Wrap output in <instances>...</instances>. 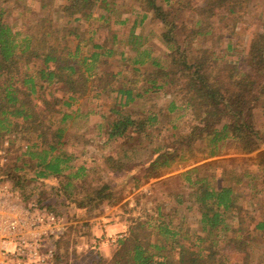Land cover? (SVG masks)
Here are the masks:
<instances>
[{"label":"trees","instance_id":"obj_1","mask_svg":"<svg viewBox=\"0 0 264 264\" xmlns=\"http://www.w3.org/2000/svg\"><path fill=\"white\" fill-rule=\"evenodd\" d=\"M10 1L0 0V146L8 143L13 151L0 169V182L10 180L28 199L29 183L42 181L47 191L40 201L56 213L88 210L87 217L99 202L117 203L109 183L86 192L95 166L78 164L69 149L84 123L73 106L91 93L102 94L112 100L104 146L112 143L117 152L102 155L96 167L127 172L136 187L185 169L180 177L189 190L187 207L196 209L200 225L191 227L181 209L165 213L163 203H156L152 215L136 220L118 239L106 264H264V253L254 245L264 239V131L254 119L256 109L264 110V26L253 33L249 59L232 55L250 0H133L147 12L142 21L150 14V23L161 29L165 57L143 47L135 27L127 36L119 27L110 37L97 38L102 28L129 20L114 0L61 3L58 26L56 0H42V16L19 20L26 28L8 20ZM116 55L129 69L104 68ZM55 86L65 94L58 95ZM161 95L170 101L159 112L132 107ZM164 110L167 117L173 112L187 117L188 128L170 143H157L145 163L133 162L144 140L155 143ZM18 141L25 144L16 147ZM142 168L143 180L137 176ZM246 195L260 199L246 201L258 209L241 203ZM184 201L179 193L177 203ZM73 227L54 240L58 261L65 258L60 244ZM231 246L244 254L242 260L226 253Z\"/></svg>","mask_w":264,"mask_h":264},{"label":"rangeland","instance_id":"obj_2","mask_svg":"<svg viewBox=\"0 0 264 264\" xmlns=\"http://www.w3.org/2000/svg\"><path fill=\"white\" fill-rule=\"evenodd\" d=\"M68 0H56L55 10H54V23L58 26L60 23V11L59 4L67 3ZM113 1V0H110ZM117 3V9H120L121 15L124 17H129V19H134L133 15V0H114ZM200 2L202 0H196V2ZM30 10H26L25 7L30 5ZM17 6L16 9L13 7ZM42 0H22L21 2H16L11 0L8 3V8L12 9L8 20L11 24H19V20L24 23L32 22L44 14L41 9ZM27 12L23 18H19V12ZM188 11L186 16L188 15ZM264 0H250L249 2V13L246 15L245 21L239 24L240 34L239 38L235 39V47L237 46V51L233 52V58H237L240 56V61L249 59L248 51H249V43L251 42L253 33L259 30L262 26H264ZM19 22V23H18ZM24 23H20L19 27L26 28L27 25ZM130 23L125 24L124 26L120 25H112L110 28L104 27L100 30L97 35V38L104 40L107 37H110L113 33L114 29L119 27L122 28V32H125V35L128 34V30L130 28ZM24 24V25H22ZM147 30L143 29V33L152 29V33L147 38V43L145 46L152 45L155 49V53L157 55H162V57L166 56V48L163 44L158 40L159 37V26L157 27L153 23H147ZM138 32H142L141 29L137 30ZM242 40L243 43H240L239 40ZM225 44H223L224 46ZM155 55V54H154ZM116 59L112 63V65H107L105 69H119L123 67L124 69H129V67L123 61H119V55H116ZM128 67V68H127ZM56 93L58 95H64L65 91L60 88V86H55ZM170 97L161 95L160 97H152L148 99H144L140 103L135 104L136 110H153L159 112L160 108L167 107L169 105ZM94 101L93 98L87 97L85 99H80L76 105L73 106V109H76L78 106L82 108V110H99L101 113H104L106 117L109 116V109L111 107V100L100 99L98 103ZM111 102V103H110ZM166 111L159 116V120L161 124L157 126L160 129L156 133L155 143L147 144V140L141 145H144L145 148L139 151L140 154L134 156L133 162H142L145 163L153 154V150L157 147V143H170L175 138V134H180L184 130L188 128L187 117L179 118L177 112H173L167 117ZM100 117V116H99ZM98 116H92L91 121L87 123V126L91 125V129L86 131V128L83 131H79L77 136H72L71 146L69 149L75 153L79 157V161L77 163L86 164L88 167L95 166V170L92 171L89 179L93 178L94 183L91 186L87 187L86 192L91 191V188H97L100 184L109 183L112 187H114V197L120 198L115 204L105 203L106 201L99 202L96 205L95 211H89L90 216H85L88 214V210L84 212H77L74 209H70L67 214L72 221L73 228L70 229L66 238L63 239L61 246V252L64 253L65 259L69 264H106L108 263L117 248L118 239L124 238L129 234L131 227H133L136 220L145 217L146 215H152L154 212V207L156 203H163L165 213H171L173 209H181L180 214L184 215L185 219L190 223L191 227H199L198 222V212L196 209H189L187 204H191L189 201V190L184 185V180L179 176V173L184 170H177L174 172L169 171L166 175H163L160 178H152L147 182H144L142 185L136 187L134 178L129 176L126 178L127 172H114L110 173L108 170H100L95 162L104 155V154H113L117 152V147H115L112 143L109 146L105 147L106 142V134L105 131L98 135H96V139L94 137V130L92 124L96 121ZM254 119L256 126L259 127L262 131H264V110L262 107L256 109L254 113ZM99 123V121H98ZM78 124L71 131L73 135H75ZM86 126V125H85ZM176 126V128H174ZM30 139H28L29 141ZM17 143L16 147L24 145L23 142ZM6 144V143H5ZM5 144L0 146V149L5 147ZM264 148V146L262 147ZM12 149H7V163L10 160V156H12ZM99 163V162H98ZM98 173H95V172ZM145 168L137 174V176L143 180L145 175ZM175 176V177H174ZM88 179V180H89ZM124 179H126L124 181ZM90 181V180H89ZM46 186H44L42 181H33L29 183V188L31 191V196L28 199H24L25 202H29L33 199L38 200L44 198L42 192H46ZM182 193V199L185 201L182 204L177 203V195ZM42 194V197H41ZM245 195V194H244ZM243 195V196H244ZM248 199L249 195H246V199L241 201V203L247 207L250 211L258 209L256 205H249ZM47 201H50L46 198ZM45 200V201H46ZM255 202L260 200L259 198L252 199ZM42 203V202H41ZM181 207V208H180ZM258 211V210H257ZM259 210L257 213L259 214ZM117 214V215H116ZM115 216L120 219L121 222L124 223L125 229L121 232H110L107 229L109 220ZM106 220H104V218ZM178 218V216H177ZM97 222V223H95ZM83 224V226H82ZM117 236V240L115 242H106V238ZM255 249L259 253H264V239H255L254 241ZM226 249V253L230 256V258L237 262L242 260L244 257L243 253H240L236 250V248ZM235 247V246H234Z\"/></svg>","mask_w":264,"mask_h":264},{"label":"built area","instance_id":"obj_3","mask_svg":"<svg viewBox=\"0 0 264 264\" xmlns=\"http://www.w3.org/2000/svg\"><path fill=\"white\" fill-rule=\"evenodd\" d=\"M7 146L0 149V169L7 161ZM71 225L67 214L36 199L25 202L10 180L0 182V264H69L65 258L58 261L54 240L65 236Z\"/></svg>","mask_w":264,"mask_h":264},{"label":"crops","instance_id":"obj_4","mask_svg":"<svg viewBox=\"0 0 264 264\" xmlns=\"http://www.w3.org/2000/svg\"><path fill=\"white\" fill-rule=\"evenodd\" d=\"M134 3V2H133ZM133 6H135V9H133V17H134V19L132 20V19H129L127 22H126V24L127 23H129V22H131L130 23V28H129V30H128V34H129V32H130V29L132 28V27H135V34L136 35H143V37L141 38L142 40H143V42H144V45H143V47L145 46V44L147 43V38H148V36L152 33V29H150L149 31H146L145 32V34L144 33H141V32H138L137 30L138 29H141L142 30V32H143V29H146L147 30V26H146V24L147 23H150V17H151V15L149 14V17H147L145 20H143L142 21V18H143V14L144 13H147V12H145L144 10H140L138 7H137V5H136V3H134V5ZM130 17V16H129ZM128 17V18H129ZM158 27V26H157ZM159 30H160V32H159V37H160V33H161V29L159 28ZM127 34V35H128ZM126 35V36H127ZM159 37H158V40L160 41V39H159ZM161 42V41H160ZM162 43V42H161ZM163 44V43H162ZM150 46H152V45H150ZM163 46H164V44H163ZM128 47V46H127ZM147 47V46H146ZM152 48H154L153 46H152ZM128 68V67H127ZM95 94L96 93H91V94H89V95H87L85 98H87V97H91V98H93L94 99V101H97L96 103H98L99 101H100V99H106V97L104 96V95H100V96H95ZM85 98H82V99H85ZM108 99H110L111 100V97H107ZM80 100V99H79ZM78 100V101H79ZM144 100V99H143ZM143 100H139V101H137V102H134L133 103V106L132 107H136V105L135 104H137V103H140L141 101H143ZM111 102H112V100H111ZM110 102V103H111ZM77 104H79V103H77ZM77 108H80V112L81 113H83L82 114V116L84 117V123L82 124V128H81V131H83V129L84 128H86V131L87 130H90L91 129V125L90 126H87V123L89 122V121H91V117L94 115V116H100L96 121H94V123L92 124V127H93V130H94V132H95V134H94V137H95V139H96V135H97V133H98V135H100L102 132H103V130L105 131V126L107 125V123H108V121H109V118L108 117H106V115H104V113H101V111H99V110H89V109H87V110H82V108L80 107V106H78ZM98 121H99V123H98ZM86 125V126H85ZM77 156V155H76ZM78 157V156H77ZM76 161H79V157L77 158V160ZM178 170H181V169H178ZM182 170H185V169H182ZM175 171H177V170H174V172ZM181 173V172H180ZM180 173H179V176H180ZM175 177V176H174ZM117 215V214H116ZM104 218V220H106V218L105 217H103ZM110 221V223L108 224V226H107V229L110 231V232H113V233H115V232H121V231H123L124 229H125V225H124V223L123 222H121L120 221V219L118 218V217H115V216H113L112 218H111V220H109ZM95 223H97V222H95ZM124 228V229H123Z\"/></svg>","mask_w":264,"mask_h":264}]
</instances>
